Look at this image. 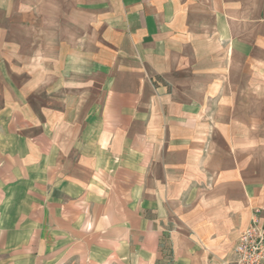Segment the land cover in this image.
<instances>
[{
  "label": "crops",
  "instance_id": "0c3cea01",
  "mask_svg": "<svg viewBox=\"0 0 264 264\" xmlns=\"http://www.w3.org/2000/svg\"><path fill=\"white\" fill-rule=\"evenodd\" d=\"M264 226V0H0V264H231Z\"/></svg>",
  "mask_w": 264,
  "mask_h": 264
},
{
  "label": "built area",
  "instance_id": "2783aa9c",
  "mask_svg": "<svg viewBox=\"0 0 264 264\" xmlns=\"http://www.w3.org/2000/svg\"><path fill=\"white\" fill-rule=\"evenodd\" d=\"M231 264H264V226L253 221L240 236Z\"/></svg>",
  "mask_w": 264,
  "mask_h": 264
},
{
  "label": "rangeland",
  "instance_id": "374dc122",
  "mask_svg": "<svg viewBox=\"0 0 264 264\" xmlns=\"http://www.w3.org/2000/svg\"><path fill=\"white\" fill-rule=\"evenodd\" d=\"M171 260H172V255L170 253V250H167L162 264H170Z\"/></svg>",
  "mask_w": 264,
  "mask_h": 264
}]
</instances>
